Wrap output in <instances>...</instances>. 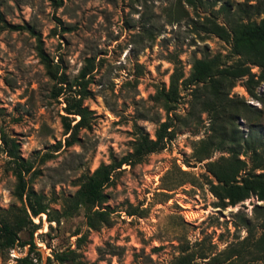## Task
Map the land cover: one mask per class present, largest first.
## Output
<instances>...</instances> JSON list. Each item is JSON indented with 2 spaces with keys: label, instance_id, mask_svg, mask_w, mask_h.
<instances>
[{
  "label": "rangeland",
  "instance_id": "374dc122",
  "mask_svg": "<svg viewBox=\"0 0 264 264\" xmlns=\"http://www.w3.org/2000/svg\"><path fill=\"white\" fill-rule=\"evenodd\" d=\"M242 1L203 0L193 9L184 0H0V133L17 143V154L30 164L22 172L24 185L42 196L52 220L45 214L29 217L39 226L32 235L39 253L33 264H55L46 260L50 250L75 249L79 236L76 252L88 264H167L187 255L191 264H264L258 245L264 201L250 197L218 206L206 164L227 154L212 150L197 160L208 121L181 83L193 59L235 61L230 44L204 33L201 24L210 15L223 22L218 8L227 4L233 11ZM258 20L250 15L249 21ZM85 60L90 66L82 93L73 80ZM174 68L175 77H182L174 81L171 103L158 91L168 92ZM254 94L239 80L229 97L246 105L237 120L240 133L264 139V84ZM73 100L88 110L87 126L66 145L62 123L79 119L66 114ZM161 123L169 132L163 148L114 171L103 190L105 201L94 208L106 214L104 222L93 217L88 228L82 207L68 209V200L110 156L131 152L139 131L153 139ZM248 155L238 156L244 163L239 175L255 164ZM13 168L0 143V218L19 220V240L28 242L31 226ZM27 250L28 245L9 250L0 264H22L17 259Z\"/></svg>",
  "mask_w": 264,
  "mask_h": 264
},
{
  "label": "trees",
  "instance_id": "16d2710c",
  "mask_svg": "<svg viewBox=\"0 0 264 264\" xmlns=\"http://www.w3.org/2000/svg\"><path fill=\"white\" fill-rule=\"evenodd\" d=\"M50 1L56 2L57 0ZM184 2L193 9L203 6V0H184ZM217 11L222 13L224 21L218 23L213 16H206L201 24L202 31L229 43L230 54L236 59L228 65L220 64L219 56H213L210 59H193L189 76L181 83L190 89V95L194 104L198 106L199 113L205 114L208 121V135L200 142L202 150L197 160L209 158L212 150L227 154L225 158L220 157L218 160L206 164L207 172L213 179L209 183V191L216 198L219 207H233L250 197H254L256 202L264 201V139L262 136L256 137L252 133L246 136L240 133L237 128V120L241 119L242 107L246 105L243 102V106L240 107V102L229 97V92L239 80H243V88L250 97L255 96L254 89L258 84H264V0H243L235 6L233 11L227 4H222ZM251 14L259 17L257 23L249 21ZM37 54L42 60H45L40 47H37ZM85 61L86 65L73 80L75 85L82 87L80 90L82 93L85 85L84 78L88 73L87 67L90 66V61ZM251 67L257 69L256 74L250 72ZM49 73L54 77L51 72ZM175 73H177L176 68L170 75L168 92L164 94L162 91H158V95L166 102L173 103L177 95L173 88L174 81L180 80L182 76L179 73L175 77ZM57 80L60 81L59 83H63V76ZM60 93V89H57V95ZM68 108L66 114L78 116L79 119L72 125L62 123L64 134H69L65 140L66 145H70L71 141L75 139L77 130L87 126L86 116L88 114V110L82 106L80 100L71 101ZM168 133L165 123L159 125L153 139L139 131L131 152L119 159L110 156L107 164L99 165L84 177L78 190L68 200L71 203L68 209L82 207L88 228L93 227V217L104 222L106 214L97 212L94 208L101 206L105 201L103 190L110 183L114 171L122 165L131 166L140 163L145 156L161 150L168 138ZM0 143L4 153L14 166V174L17 179L16 193L18 198L24 202L22 213L27 224L31 226L28 232V242H21L18 233L24 228V225L19 220L10 224L0 218V257L15 247L28 245L26 256L17 259V262L33 264V256L39 258V253L32 235L36 229H39V226L32 224L29 217H38L40 220V215L45 214L48 222L52 220L48 218L42 196L31 189H26L24 185L22 172H28L30 164L24 162L17 154V143L3 133H0ZM247 154L252 157L255 164L250 170L239 175L244 163L239 160L238 156ZM254 208L259 209L258 206H254ZM244 224L248 227L246 222ZM77 235H79L78 232L73 234V236ZM81 239V236L75 239V249L50 250V256L46 258L47 262L88 264L81 261L76 252ZM258 245L259 250L264 252V232ZM167 264H191V258L188 255L181 256Z\"/></svg>",
  "mask_w": 264,
  "mask_h": 264
}]
</instances>
